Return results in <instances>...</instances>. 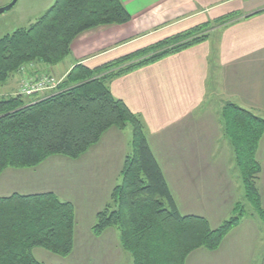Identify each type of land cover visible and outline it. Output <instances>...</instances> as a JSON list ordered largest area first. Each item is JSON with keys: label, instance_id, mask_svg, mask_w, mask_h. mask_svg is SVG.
Segmentation results:
<instances>
[{"label": "trees", "instance_id": "1", "mask_svg": "<svg viewBox=\"0 0 264 264\" xmlns=\"http://www.w3.org/2000/svg\"><path fill=\"white\" fill-rule=\"evenodd\" d=\"M234 16L215 24L222 26ZM129 21L120 0H55L30 26L0 38V86L22 65L58 64L78 35ZM212 28L208 23L196 26L95 69L77 65L56 93L34 102L21 95L1 97L0 174L6 169L33 168L52 156L76 160L109 129L130 127L121 181L111 192L110 204L97 213L93 234L116 229L132 264H185L197 249L217 250L244 210L237 205L235 216L215 229L202 217L180 215L141 123L108 88L116 77L206 41ZM221 120L245 201L264 225L257 189L261 169L255 159L264 119L228 103L221 110ZM73 227L71 204L51 193L0 198V264H41L32 255L34 249L68 256Z\"/></svg>", "mask_w": 264, "mask_h": 264}, {"label": "crops", "instance_id": "2", "mask_svg": "<svg viewBox=\"0 0 264 264\" xmlns=\"http://www.w3.org/2000/svg\"><path fill=\"white\" fill-rule=\"evenodd\" d=\"M54 1L28 0L25 14L28 17L24 25L30 26ZM120 2L130 16L127 24L102 26L78 35L70 44V54L55 66L47 67L38 62L25 65L22 69L24 73L13 74L0 87V97L18 95L25 79L32 80L45 75L62 82L74 66L95 69L183 31L206 23L216 25L218 19L235 15L228 23L213 26L206 41L116 77L108 83L114 99L123 102L141 123L149 150L163 174L179 214L199 216L192 212L194 210L189 204L194 196L192 190L195 181L205 173L218 179L239 177V171L238 175L234 171L236 165L230 142L224 135L221 120L224 105L234 104L264 119V0ZM24 28L21 26L18 29ZM25 98L27 101L35 100L34 97ZM207 117L213 118L215 130L211 134L207 131L201 135L198 129L207 124L203 123ZM202 137H208L210 145L213 144L212 155L204 158L194 155V150L198 152L202 146ZM106 138H109L110 146L118 143L123 147L122 154L116 156V182L109 189V198L113 188L120 183V179H117L128 155L131 130L127 128L109 129L97 144L77 160L49 157L36 170H5L0 176V186H5L9 180L13 183H8L12 187L7 191L0 192V198L14 194L29 196L44 193L57 197L51 190L34 188L33 182H37L34 178L41 179L43 169H54L57 174L61 172L63 175L66 164L85 161ZM112 158V155L107 157L109 162ZM255 159L262 170L257 189L264 210V133L259 140ZM202 163L205 167H201ZM107 169L110 170V166ZM20 182H26L27 189H18ZM59 199L70 203L67 199ZM199 217L206 219L211 228L218 227L205 216ZM243 218L217 250L197 249L188 255L185 264H264V225L252 212ZM98 239L101 241V250L108 253L106 255L104 252L103 263L111 256L113 262L118 261L116 264H132L130 255L121 247L116 229L105 230ZM39 252L34 249L32 255L43 264L35 256L36 253L41 254ZM60 260L67 264L65 258L60 257Z\"/></svg>", "mask_w": 264, "mask_h": 264}, {"label": "rangeland", "instance_id": "3", "mask_svg": "<svg viewBox=\"0 0 264 264\" xmlns=\"http://www.w3.org/2000/svg\"><path fill=\"white\" fill-rule=\"evenodd\" d=\"M11 1L12 0H0V9L8 5ZM27 4H28V0H17L16 4L9 11L0 14V38H2L5 35L11 34L21 26H25V28L28 27V25H24L25 24L24 22L28 17L25 15ZM42 14H44V12ZM208 26L213 27L217 25L208 24ZM64 59H62L61 61H63ZM23 67L24 65H22L17 70V72H19L18 74L24 73V71L22 70ZM10 78L11 76L7 80H9ZM64 80L62 82H59L53 90H50V93L48 92L49 90H47L34 94L33 97L35 98V100H33V102L48 97V94H50L49 96H51L54 93H56L61 83H64ZM24 81H26V79ZM23 82L21 83L19 89L22 87ZM26 97L30 98L29 96ZM28 102H32V101L28 99ZM212 119H213L212 117H207L203 119V123H207V124L199 127L198 130L201 132V135H204L207 131L210 132V134L214 132L215 127L213 123L214 121L212 122ZM127 129L130 131V127H127ZM210 134H208L209 138H210ZM208 137L206 138L202 137L203 138L201 139L202 146L199 148L200 152L199 149L198 152L194 150V155H202L201 156L202 158H204L203 156L212 155L213 144L210 145ZM108 139L109 138H106L101 146L94 148L92 155L86 158L85 161L80 160L78 162H74L75 166L73 164H66L65 168H63V171L65 169L64 171L65 173H63V175L61 172L57 174L54 169H50V170L43 169L42 170L43 177L41 179L34 178V180L37 181V182H33L34 183L33 185L36 186L34 188H41L42 190H51L55 192L56 195H58L57 196L58 199L59 198H63V200L67 199L73 205V206L71 205L73 208V216H74L73 248L71 253L66 257H62L51 254L42 249H38V251H40L39 253L41 254L36 253L35 256L36 258H38V260L43 262V264H63L64 261H61L60 257H62V259L65 258L66 259L65 262L67 264L118 263V261L113 262L111 256H109L103 263L104 252H106V255L108 253L107 251L101 250L100 248L101 241L98 239L100 235L96 236L92 232V227L95 224L97 213L101 212L103 209L107 207V205L110 204L111 193L109 195V198L107 196L110 187L114 185V182H116V172H117L116 166L118 162L117 157H119L122 154V149H123V147H121V145L118 143L112 144L110 146V144H108ZM121 144L123 145L124 143L121 142ZM127 146H128V141H127ZM129 148H127L128 151L127 154H129V150H130ZM108 155L113 156L110 162L107 159ZM52 157H60V156H52ZM41 164L33 168L18 169V170H26L29 172L31 170H36L38 167H40ZM203 164L204 163H202L201 167H205ZM108 166H110V170L107 169ZM234 167H235L234 171L237 174L238 170H235L237 169L236 166ZM2 173L0 174V176L2 175ZM53 175H56V177H53ZM201 177H202L201 179L195 181L194 189L192 190L194 196H192V199L189 202L190 206L194 210L192 212L196 213L199 216L200 215L205 216L206 218H208L209 222L214 226H219L224 221H228L230 218L234 217L236 214L235 209L237 205H239V211L241 208L244 210L245 215H249L250 212H252L253 214L251 207L245 201L240 177H238L237 179L235 178V176L228 177L226 179L225 178L218 179L212 174L210 175L206 173ZM49 179H51L50 182ZM117 180H119V182L121 181V175L120 178L118 177ZM11 182L13 183L12 180L8 181V183ZM8 183L5 184V186L3 187L0 186V192H5L12 187V184L10 185ZM27 187L28 185L26 184V182H20V187H18V189L21 188V190L23 189L25 190L27 189ZM59 200L62 202L61 199ZM247 217L248 216H246L245 218Z\"/></svg>", "mask_w": 264, "mask_h": 264}, {"label": "built area", "instance_id": "4", "mask_svg": "<svg viewBox=\"0 0 264 264\" xmlns=\"http://www.w3.org/2000/svg\"><path fill=\"white\" fill-rule=\"evenodd\" d=\"M58 83L54 79L44 75L32 80L27 79L23 82L22 89L20 88L18 95L33 97L36 93L53 90Z\"/></svg>", "mask_w": 264, "mask_h": 264}, {"label": "water", "instance_id": "5", "mask_svg": "<svg viewBox=\"0 0 264 264\" xmlns=\"http://www.w3.org/2000/svg\"><path fill=\"white\" fill-rule=\"evenodd\" d=\"M17 0H12L8 5L0 9V14L9 11L15 4Z\"/></svg>", "mask_w": 264, "mask_h": 264}]
</instances>
